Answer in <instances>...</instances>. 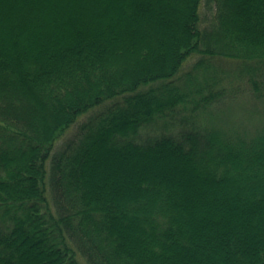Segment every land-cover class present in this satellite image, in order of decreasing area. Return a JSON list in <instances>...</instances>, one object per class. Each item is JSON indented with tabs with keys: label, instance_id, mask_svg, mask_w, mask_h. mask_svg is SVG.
<instances>
[{
	"label": "trees",
	"instance_id": "1",
	"mask_svg": "<svg viewBox=\"0 0 264 264\" xmlns=\"http://www.w3.org/2000/svg\"><path fill=\"white\" fill-rule=\"evenodd\" d=\"M201 3L0 0V264H264V0Z\"/></svg>",
	"mask_w": 264,
	"mask_h": 264
},
{
	"label": "rangeland",
	"instance_id": "2",
	"mask_svg": "<svg viewBox=\"0 0 264 264\" xmlns=\"http://www.w3.org/2000/svg\"><path fill=\"white\" fill-rule=\"evenodd\" d=\"M207 10H208L207 7H205V0H202L201 8H200V12L202 13V17H204V16H205L204 18L210 17V12H207ZM208 11H210V10H208ZM205 12L207 14L204 15ZM197 56L198 55L193 54L186 59V61L183 63V66L181 67V69L178 73L179 76H182L184 74V72H186L190 68L191 64L194 62V60L197 58ZM213 63H214L213 65H216V66L218 65L220 68H222V71H224L223 72L224 80H225L227 85L231 86V83H232V85H234V86L238 85V88H241V89L237 90L238 92H236V96H238V97L236 99L235 98L231 99L230 102H228L226 109L229 108V112L234 113L236 115L242 110L243 107L245 108L247 105H250V104L252 105L251 101L254 102V100H250L249 96L251 95V93L248 92V90L244 89V88H247L245 78L244 77L237 78V74H234L232 72L231 73L228 72L231 70V67H232L231 62L230 61L229 62L228 61L219 62V61L213 60ZM206 74L208 75L209 73L207 72ZM206 74H204V75H206ZM202 78L203 77L200 74H198L197 79L199 80ZM231 87H233V86H231ZM242 89H244V90H242ZM228 101H229V99H228ZM226 104H227V102H226ZM223 108H225V106H223ZM226 109H225L224 113L226 112ZM72 130H73V128L69 129L68 132L66 134H64L59 139V142L61 143L62 140H64L67 136H69V133Z\"/></svg>",
	"mask_w": 264,
	"mask_h": 264
}]
</instances>
